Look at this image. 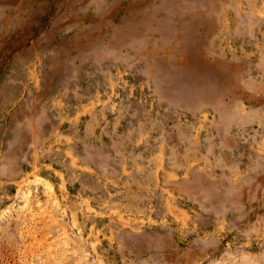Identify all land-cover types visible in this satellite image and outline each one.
Segmentation results:
<instances>
[{"label":"rangeland","instance_id":"1","mask_svg":"<svg viewBox=\"0 0 264 264\" xmlns=\"http://www.w3.org/2000/svg\"><path fill=\"white\" fill-rule=\"evenodd\" d=\"M0 264H264V0H0Z\"/></svg>","mask_w":264,"mask_h":264}]
</instances>
